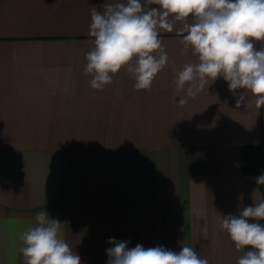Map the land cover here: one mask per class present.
<instances>
[{
	"label": "crops",
	"instance_id": "crops-1",
	"mask_svg": "<svg viewBox=\"0 0 264 264\" xmlns=\"http://www.w3.org/2000/svg\"><path fill=\"white\" fill-rule=\"evenodd\" d=\"M121 2L0 0V264H26L20 237L41 211L81 264H107L113 238L189 246L208 264L243 254L217 218L263 201L264 106L222 77L181 105L177 73L198 58L175 21L159 32L168 62L150 90H136L126 66L92 89L90 12Z\"/></svg>",
	"mask_w": 264,
	"mask_h": 264
},
{
	"label": "clouds",
	"instance_id": "clouds-1",
	"mask_svg": "<svg viewBox=\"0 0 264 264\" xmlns=\"http://www.w3.org/2000/svg\"><path fill=\"white\" fill-rule=\"evenodd\" d=\"M90 20L94 47L85 54V73L92 75V89L103 90L112 82L110 73L126 66L134 88L150 90L168 62L159 32L172 33L175 21L182 24L175 30L180 43L198 58L177 73L176 89L185 91L187 85L181 105L195 99L209 80L222 77L230 91L247 90L256 97L257 109L264 106V48L257 50L253 43L264 41V0H125L108 4L103 12L93 8ZM244 101L239 93L236 107ZM254 179L256 185H264V173ZM257 220H264V201L217 218L221 231L243 253L237 264H264V225L250 222ZM61 224L45 211L36 214L35 225L20 237L26 264H81L80 256L61 238ZM108 243L112 246L105 250L107 264H208L189 246L175 252L140 244L128 248L129 241L114 238Z\"/></svg>",
	"mask_w": 264,
	"mask_h": 264
},
{
	"label": "trees",
	"instance_id": "trees-1",
	"mask_svg": "<svg viewBox=\"0 0 264 264\" xmlns=\"http://www.w3.org/2000/svg\"><path fill=\"white\" fill-rule=\"evenodd\" d=\"M260 189H261L263 201H264V185H260Z\"/></svg>",
	"mask_w": 264,
	"mask_h": 264
}]
</instances>
